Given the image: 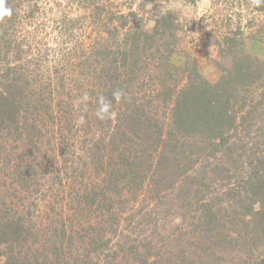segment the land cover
Here are the masks:
<instances>
[{
	"label": "trees",
	"instance_id": "trees-1",
	"mask_svg": "<svg viewBox=\"0 0 264 264\" xmlns=\"http://www.w3.org/2000/svg\"><path fill=\"white\" fill-rule=\"evenodd\" d=\"M14 2L6 0L12 17L0 20V63L6 59L8 66L0 65V133L13 131L21 123L27 136L36 138L39 115L48 108V101L42 91L28 89L32 82L26 81L25 86L20 81L19 66L12 67L14 74L9 72L13 62L9 56L22 57L16 33L20 19L28 17V10L19 13L21 8ZM91 9L97 15L103 11L100 5ZM129 16L134 13L125 17ZM158 18L162 24L156 22L151 32L136 23L126 27V36L118 40L115 52L101 48V54L94 57L105 66L96 71L93 84L88 81L84 91L66 98L71 101L70 111L59 105L54 110L64 114L61 118H67L70 127L80 115L85 117L80 124L83 147L94 162L97 177L103 179L96 184L99 190L84 186L87 191L79 193L80 202L89 198L86 206L99 209V214L113 212L115 217L107 238L100 236L101 228L91 231L95 247L86 258H108L113 253L111 259L116 257L123 264H264V59L245 51L242 30L234 28L220 38L213 36L214 43L221 46L222 42L228 52L224 55L228 64L218 65L222 73L216 82L202 76L192 55L177 71H171L168 63L176 23L168 15ZM249 34L256 36L253 31ZM5 36L11 39L3 40ZM89 58L84 56L75 65L81 69ZM76 75L89 80L86 71ZM35 82L41 88L47 84L39 79ZM117 88L126 98L112 101L114 118L97 119L98 98L112 100ZM85 93L88 101L78 104ZM93 124L99 126V134ZM139 195L142 203L132 213L129 208ZM114 197L119 198V207L102 206ZM4 210L0 207V264H77L63 245L52 244V250L41 258L30 254L25 222L31 217ZM166 216L180 218L199 238L191 246L182 245L167 263H160L156 258L161 254L148 249L155 237L156 228H151ZM241 218L252 228L242 230Z\"/></svg>",
	"mask_w": 264,
	"mask_h": 264
},
{
	"label": "rangeland",
	"instance_id": "rangeland-1",
	"mask_svg": "<svg viewBox=\"0 0 264 264\" xmlns=\"http://www.w3.org/2000/svg\"><path fill=\"white\" fill-rule=\"evenodd\" d=\"M14 1L21 8L19 13L28 10V17L20 19L16 33L21 42L22 57L17 60L15 56H9L10 61L13 60L9 63V72L14 74L12 67L19 66L20 81L25 86L26 81L32 82L28 89L42 91L47 97L48 108L39 115L41 124L40 131L34 134L36 138L31 134L27 136L28 131L22 128L21 123L13 131L0 133V207L25 219L31 217L25 222L26 229L30 231L29 251L38 258L47 255L52 250V244H57L66 247L77 264H123L116 257L111 259L113 253L108 258L99 256L96 260L94 255L91 259L86 258L85 254L95 247V243L91 242L92 233L99 232L101 228L104 231L100 236L103 234L107 238L112 235L110 227L115 217L113 212L99 214V209L86 206L89 198H82L83 202H80L79 193L87 191L84 186L99 190L96 184L103 178L97 177L94 162L86 156L82 142L84 130L80 129V124L74 122L72 127L68 126L67 118H61L64 114L54 112L55 108L58 109L59 105L61 109L70 111L71 101L66 98L84 91L88 81L93 84L94 76L98 74L96 71L105 66L101 67L103 62L100 64L96 61L99 57H94L101 54V48L102 51L110 48L115 52L118 40L126 36V27L134 23L151 32L156 28V22H161L160 15L171 16L176 23L175 34L171 38V45L174 46L168 63L171 71H177L188 59L187 56L192 55L202 76L211 83L216 82L222 73L218 65L228 64V58L224 57L228 52L222 42L221 46L214 43L213 36L220 38L222 33L234 28L242 30L245 51L264 59V5L253 7L250 0ZM93 5H100L103 11L98 15L92 13ZM130 12L134 13L133 18L125 17ZM251 31L256 33L255 37L250 36ZM84 56L90 58L80 69L75 64ZM0 65L8 68L6 59L1 60ZM78 71H86L89 80L75 76ZM38 79L46 81L47 84L41 85L45 88L35 82ZM142 91L150 90L143 88ZM92 128L99 134V126L93 124ZM142 198L139 195L131 204L129 210L133 208L132 213L140 208ZM118 199L114 197L104 201L102 206L113 204L115 207L116 204L119 207L121 203L118 204ZM121 207L127 209L126 205ZM136 214L141 216L140 212ZM179 219L166 216L160 225L151 228H156L155 237L148 250L161 254L156 258L160 263H167L182 249V245L191 246L199 238L193 227H184ZM245 223L241 218L244 231L250 227ZM145 228V225L140 227L142 230ZM151 229L147 231L146 239ZM145 251L142 249L143 254Z\"/></svg>",
	"mask_w": 264,
	"mask_h": 264
},
{
	"label": "clouds",
	"instance_id": "clouds-1",
	"mask_svg": "<svg viewBox=\"0 0 264 264\" xmlns=\"http://www.w3.org/2000/svg\"><path fill=\"white\" fill-rule=\"evenodd\" d=\"M250 4L253 7H260L264 5V0H250ZM12 14V9L6 6V0H0V20L4 17H10ZM112 100L105 98L104 96H100L97 101V108L95 110V116L97 119L103 120H110L114 118L115 113L112 107V101H121L126 98V94L123 90L117 88L112 91ZM89 96L87 93L83 94L81 97L78 98L77 103L87 102ZM79 124L83 125L85 123V117L80 115L78 117Z\"/></svg>",
	"mask_w": 264,
	"mask_h": 264
}]
</instances>
